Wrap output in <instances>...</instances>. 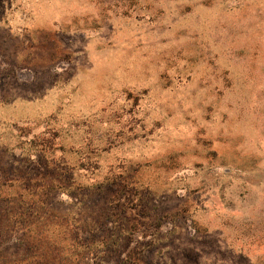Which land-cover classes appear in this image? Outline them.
<instances>
[{"label":"rangeland","instance_id":"1","mask_svg":"<svg viewBox=\"0 0 264 264\" xmlns=\"http://www.w3.org/2000/svg\"><path fill=\"white\" fill-rule=\"evenodd\" d=\"M0 264H264V0H0Z\"/></svg>","mask_w":264,"mask_h":264}]
</instances>
